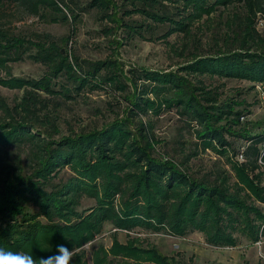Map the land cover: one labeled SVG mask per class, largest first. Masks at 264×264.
<instances>
[{"label":"trees","instance_id":"16d2710c","mask_svg":"<svg viewBox=\"0 0 264 264\" xmlns=\"http://www.w3.org/2000/svg\"><path fill=\"white\" fill-rule=\"evenodd\" d=\"M124 1L89 0L74 11L63 0H0V7L13 3L29 15L49 10L52 22L74 23L79 12L96 9L114 24L111 32L121 30L126 38H145L152 24L166 25L163 36L177 34L182 41L179 55L193 47L174 70L126 69L119 59L122 38L111 41L109 56L90 60L67 49L70 35L30 38L0 24V86L21 91L13 101L0 94V246L39 258L64 244L74 251L73 264H194L131 233L198 232L217 248L236 246L238 237L255 243L264 234L258 164L264 120L250 126L244 99L221 100L218 87L203 78L264 83V23L257 27L264 22V0H126L134 6L129 10ZM134 13L140 19H132ZM194 29L203 34L204 51ZM22 59L43 73L13 75L10 64ZM84 90H106L112 116L63 129L62 99ZM171 110L188 127L198 126L193 148L223 156L228 169L214 162L208 174L193 175L184 165L190 154L182 161L156 154L164 141L148 118ZM86 199L93 203L83 207ZM106 226L110 245L94 243ZM118 232H125L124 241Z\"/></svg>","mask_w":264,"mask_h":264},{"label":"rangeland","instance_id":"374dc122","mask_svg":"<svg viewBox=\"0 0 264 264\" xmlns=\"http://www.w3.org/2000/svg\"><path fill=\"white\" fill-rule=\"evenodd\" d=\"M67 4V8L74 11H79L81 6L88 3L89 0H63ZM121 3V0H116ZM126 1V0H125ZM124 1V2H125ZM63 7V4L61 5ZM134 6L125 2L124 10L132 9ZM121 12L123 9L120 10ZM120 12V14H121ZM80 19L74 23L69 22H52L50 21L52 12L46 10L43 15H29L21 7L5 2L0 7V24L9 27L16 34L35 38L36 35L48 33L55 39L62 36L70 35L67 49L74 55L82 59H103L111 54V49L114 48L111 42L114 38H122L123 44L119 51V59L124 63L125 68L128 67H146L150 69H176L183 63V60L190 58L188 55L192 51L190 45L188 51H184L182 56L179 55L181 49V39L177 34H172L164 37L167 29L166 25L155 26L145 34V38L132 36L126 38L125 32L118 30L111 32L109 27L114 24L109 19L101 17L102 12L96 9H89L79 12ZM125 21L129 18L125 16ZM138 20L139 13H134L131 17ZM263 20L258 22V29H262ZM195 31V29H194ZM196 39H201V51H204L208 46L202 41L203 34L197 30L194 32ZM11 65V73L22 77H37L43 73L44 68L39 64H35L28 59H22L13 62ZM0 75H3L0 72ZM204 82L210 86H217L221 93V100L224 98L235 97L238 100L244 99V104L241 108L246 107L244 113L245 120L251 121L250 126L256 125L264 120V97L260 94L261 89L250 87L251 84L245 81L238 80H218L216 78L204 77ZM0 94L7 97L9 101L18 98L21 91L8 89L0 86ZM72 99H62L63 102V117L62 128L68 127L80 128L82 126L99 125L107 121L112 116L107 105L108 101H112L111 96H107L106 90L89 91L84 90L75 94L71 92ZM117 105L116 103L114 104ZM117 109V107H116ZM146 119V118H144ZM153 123V131L156 137L164 142L156 145V154L174 156L182 161L184 157L190 154L189 160L184 162L187 170L191 174L201 175L208 174L213 170L215 165L220 163L227 169L229 166L225 163L223 156L218 155L210 149L202 151L200 148H193L197 141L194 130L198 127L195 122L187 125L183 118L176 115L174 110L163 111L160 115L149 117ZM261 127V126H256ZM232 136H229L231 139ZM234 142V139H232ZM168 141L169 145L167 142ZM185 142L183 146H179ZM240 140L233 144L237 147ZM173 148H180L181 152H173ZM196 155L192 156V153ZM232 157V156H231ZM262 170V171H261ZM261 185L264 186V169L261 167ZM61 177L68 175L67 171L61 172ZM233 179L231 178V182ZM91 200H83L82 206L87 207L92 205ZM263 206V205H262ZM264 227V225H262ZM261 227V229H262ZM110 226H106L103 233L97 236L95 242H102L109 246L111 243ZM131 233L138 235L143 239V242H149L157 246L162 252L168 255H175L187 260H192L194 264H264V234L261 237L260 255L259 249L255 243L251 244L243 238L238 237L236 246L217 248L209 246L205 243L201 233L192 232L185 237L168 236L161 233H146L140 231ZM261 231V230H260ZM120 241L125 240V232H118L117 235ZM89 247L86 245L89 256Z\"/></svg>","mask_w":264,"mask_h":264},{"label":"clouds","instance_id":"9594fccd","mask_svg":"<svg viewBox=\"0 0 264 264\" xmlns=\"http://www.w3.org/2000/svg\"><path fill=\"white\" fill-rule=\"evenodd\" d=\"M73 249L56 245L55 252L39 258L27 251L11 250L0 246V264H73Z\"/></svg>","mask_w":264,"mask_h":264},{"label":"built area","instance_id":"2783aa9c","mask_svg":"<svg viewBox=\"0 0 264 264\" xmlns=\"http://www.w3.org/2000/svg\"><path fill=\"white\" fill-rule=\"evenodd\" d=\"M255 87L261 89L260 94L264 97V83H258V84L255 85ZM241 119H242V117H241ZM235 159L238 162L243 161L242 153L241 152L237 153V155L235 156ZM258 164H259L260 167H262L264 169V146L262 147L261 153H260V155L258 157ZM255 245L259 249V255H260L261 237L255 242Z\"/></svg>","mask_w":264,"mask_h":264}]
</instances>
